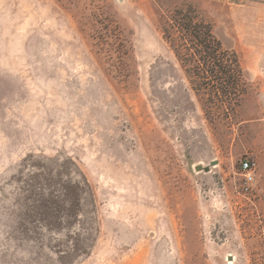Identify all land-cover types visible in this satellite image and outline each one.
I'll list each match as a JSON object with an SVG mask.
<instances>
[{"label":"rangeland","instance_id":"obj_1","mask_svg":"<svg viewBox=\"0 0 264 264\" xmlns=\"http://www.w3.org/2000/svg\"><path fill=\"white\" fill-rule=\"evenodd\" d=\"M185 4L244 69L229 118L163 38ZM257 104L264 0H0V264H264Z\"/></svg>","mask_w":264,"mask_h":264},{"label":"trees","instance_id":"obj_2","mask_svg":"<svg viewBox=\"0 0 264 264\" xmlns=\"http://www.w3.org/2000/svg\"><path fill=\"white\" fill-rule=\"evenodd\" d=\"M161 31L202 100L205 116L229 118L248 91L237 53L222 46L211 24L190 4L173 8Z\"/></svg>","mask_w":264,"mask_h":264},{"label":"built area","instance_id":"obj_3","mask_svg":"<svg viewBox=\"0 0 264 264\" xmlns=\"http://www.w3.org/2000/svg\"><path fill=\"white\" fill-rule=\"evenodd\" d=\"M241 173L243 174L246 188L253 182L255 176V162L252 159H244L240 165Z\"/></svg>","mask_w":264,"mask_h":264},{"label":"crops","instance_id":"obj_4","mask_svg":"<svg viewBox=\"0 0 264 264\" xmlns=\"http://www.w3.org/2000/svg\"><path fill=\"white\" fill-rule=\"evenodd\" d=\"M252 111L256 112L254 115H264V104H257Z\"/></svg>","mask_w":264,"mask_h":264},{"label":"water","instance_id":"obj_5","mask_svg":"<svg viewBox=\"0 0 264 264\" xmlns=\"http://www.w3.org/2000/svg\"><path fill=\"white\" fill-rule=\"evenodd\" d=\"M211 164H215V159L211 161ZM197 169H202V165H198ZM204 170L208 171L209 170V166H204L203 167Z\"/></svg>","mask_w":264,"mask_h":264}]
</instances>
